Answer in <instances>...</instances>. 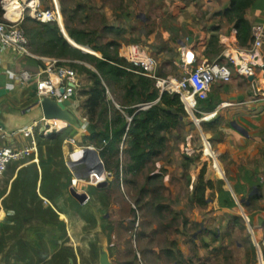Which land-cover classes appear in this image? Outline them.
<instances>
[{"label": "rangeland", "instance_id": "rangeland-1", "mask_svg": "<svg viewBox=\"0 0 264 264\" xmlns=\"http://www.w3.org/2000/svg\"><path fill=\"white\" fill-rule=\"evenodd\" d=\"M6 1L8 0H0L1 20L4 19L9 6ZM17 1L21 6L26 5L24 0ZM36 1L39 3V9H55L57 4L63 17L62 28L66 29L68 24L73 28L92 33L95 40L94 46L105 48L110 45L111 51L118 49L120 56H125V47L140 45L156 59L158 76L165 78L184 75L181 60L183 55L180 52L182 48H178V39H183L184 46L188 44V39L185 34L180 36V31L183 32L184 29L180 18L185 20L193 18L197 25H203L205 22L209 24L211 20L214 21L212 24L223 22L221 16L214 15L213 7L205 10L201 8L202 0ZM189 9L194 13L193 15L185 14ZM32 13V9L24 10L20 21L22 22L27 16L33 18ZM228 29L227 24L225 29L223 27V31L218 29L216 34L227 32ZM209 51L212 52L208 54ZM217 53L221 56L224 53L223 48L218 44L214 47L210 46L190 69L211 65L218 57ZM90 54L101 57L99 52ZM223 57L220 60L226 62ZM73 69L79 74V92L74 101L79 105L77 109L81 110L79 112L82 115L81 118H87L81 107L86 101L83 92L91 86V80L77 68ZM233 82H236L238 87L246 89L249 94H253L250 84L238 74H234L229 83H213L207 92L206 99H201L197 109L204 113L219 105L220 108L214 111L217 112L215 117L208 119L207 115L196 114L195 121L191 111L189 110L190 115L184 108L186 115H183L179 127L166 134L164 150L149 157L138 172H129L128 156L121 152L120 175L110 173L106 179L104 170H94L102 169L103 166L105 169V165L98 164L99 151L85 141L87 129L71 127L61 132L56 141L67 145L72 143V139L77 138V145H79L77 147H84L86 154L85 159L77 162L73 170L67 164L68 158L64 157L61 160L63 166L58 168L57 172V176H60L59 184H62L63 188L65 213H69L66 216L69 218L73 210L71 215L74 219L72 224L64 223L66 239L64 253L59 256L60 264H100L103 256L107 257L111 264H140L136 246L138 242V248L141 247L139 244L141 236L148 240L149 249L151 245L159 248L167 247V239H174L173 242L169 241L174 248L185 249L184 254L181 251L177 253L175 260L179 264H240V261L241 264H257L256 249L249 226L239 215L238 219L234 220L236 223L233 230H229L232 229L231 225L223 229V232L221 231L220 245L213 243L209 247L205 246L201 240V234L198 233L201 230L200 225L197 223L192 224L191 227L188 226V221H191L193 217L215 214L217 211L214 206L215 201L219 199L221 202L220 196L223 197V193L226 198L229 196V200L232 198L244 205L239 196L234 194L230 185L229 188L234 197L229 192L227 195L229 182L226 181L237 172L238 165L246 167L249 156L237 141L231 140L229 146L227 143L228 148L222 145L225 143L223 138L226 136L222 132L221 124L230 121L233 118V110L238 107L223 106L221 95L227 90L223 86ZM111 98L117 100L116 95L110 92L109 99ZM225 102L230 103V99L228 98ZM236 115L239 116L238 113ZM216 118L218 121L215 122ZM198 120L199 125L196 124ZM86 123L87 125L90 123L88 118ZM72 151H76V147ZM80 152L82 153V150ZM80 152L78 155L71 156L78 160ZM89 168L92 169L91 172L99 176V180L106 179L108 184L100 186L97 182L92 183V178L87 177ZM222 168L224 173L223 171L220 173ZM204 169L206 170L205 180L211 181L213 187L206 191L208 200L211 202L206 207L199 208L194 203V191ZM219 178H223V181ZM72 187L86 192L89 200L85 204L78 202L71 195ZM238 209L237 207L236 211ZM216 216L213 215L212 219H216ZM211 222L210 220L209 227L212 228L211 235L216 242L215 223ZM195 233L198 234V242L195 241ZM151 236L152 240H150ZM238 240L241 241L242 247L237 246ZM223 244H228V247H221ZM14 256L20 259V255ZM174 256L170 255L169 260L173 262ZM23 264L28 263L24 260Z\"/></svg>", "mask_w": 264, "mask_h": 264}, {"label": "crops", "instance_id": "crops-1", "mask_svg": "<svg viewBox=\"0 0 264 264\" xmlns=\"http://www.w3.org/2000/svg\"><path fill=\"white\" fill-rule=\"evenodd\" d=\"M219 1V3H216L215 0H202L201 8L205 10L213 7V13L216 15L230 6L229 0ZM186 13L187 15L194 14L191 9ZM246 18L251 25L260 23L264 19V0H255L253 6L246 11ZM180 19L184 24L180 36L182 37V34H185L188 39V44L185 46L183 39H178V48L185 49V53L180 51L183 55V59L181 58L183 66L190 64L193 60L194 63L190 65V68L193 67L201 54L205 53L210 47L212 36H218V46L222 47L223 51L226 44L235 43L239 45L237 31L226 19H223L221 24H212L214 21L211 20L209 24L205 22L203 25H197L193 18ZM227 24L229 25L227 32L216 34L218 29L223 31V27L225 29ZM211 52L209 51L208 54ZM218 55L217 53L216 56ZM222 55L223 53L214 61L224 62V60H220L223 57ZM39 68L40 65L36 60L18 57L12 51L4 49L0 45V127L3 129V132L0 133L1 145L13 148L29 145L31 143L29 138L24 137L21 131L44 117L34 86L23 84L20 79L21 71L26 70L34 74L39 71ZM245 81L249 84V80L245 79ZM223 87L227 89L221 95L223 102L228 98L231 102H250L252 98V94H249L246 89L238 87L236 82ZM196 104L198 107V101H196ZM218 106L214 111L220 108ZM231 106L238 108L233 110V118L230 121L221 124L222 132L226 136L223 138L225 143L222 145L228 148L231 140L237 141L241 144L242 149L247 151L249 162L246 167L238 165L237 172L234 175L232 174L233 177L230 180L227 178L228 181L226 182L229 183L227 185L228 190H226L227 195L232 193L233 197L234 194L239 196L244 205L237 203L232 198L229 200V196L226 198L223 193V197L220 196L221 202H219V199L217 202L215 201L214 206L217 209L215 214L193 217L191 221H188L189 227L197 223L200 225L201 230L198 233L201 234V240L207 247L213 243L214 245L220 243L219 241L222 240L221 231L223 232L226 227L232 225V229L229 230H233L236 223L234 220L238 219V215L244 221L245 219L251 220L252 225L258 228L255 233L264 237V102L233 104ZM74 107V111L82 117L79 113L81 110L78 111L77 109L79 105ZM190 111L191 116L196 121V115L192 110ZM209 115L211 114H208L207 118L212 119L216 114H212L213 116L210 118ZM214 121L216 122L218 119L216 118ZM196 124L199 125V120ZM236 126L240 127L241 131ZM37 127L39 128L33 134V139L36 142L33 157L27 161L26 165H17L16 168H13L14 170L9 168L5 173L0 174V264H23L24 260L28 264H47L49 262L60 264L59 256L64 253V240L66 239L63 232L64 223H74L71 215L72 209L69 218L66 216L69 213H65L63 188L62 184H59L58 177L60 176H57V172L58 168L63 166L61 160L64 157L68 158L67 164L73 170L78 162L71 156L73 155V148L76 147L74 155H78L80 150H85V148L77 147L79 146L77 145V138H75L74 146L73 143L66 145L63 142L56 141L61 132L55 131L53 135L49 133L45 135L40 126ZM247 156L246 159H248ZM94 170L101 171L103 168ZM222 171L225 172L223 168L220 173ZM24 172L25 178L23 179ZM219 179L223 181V178ZM229 185L232 187L234 194ZM206 194L207 192L205 193L206 205L198 206L194 201L199 208L206 207L211 202ZM237 207L239 208L238 211H236ZM213 215H217L214 220L212 219ZM210 220L211 223L213 221L215 223L216 232H214V237L217 240L216 242L213 241L211 235ZM197 236L198 234L195 233L196 242H198ZM140 238L141 243L139 244H141V247L138 248V242L136 246L140 264H179L175 260L177 253L181 251L184 254L185 249L181 247L174 248V245L171 242L169 243V241H175L174 239H167V247L159 248L151 245L149 249L148 240L142 236ZM150 240H152V236ZM227 245L223 244L221 247H228ZM237 246L242 247L241 241H237ZM14 255H20V259ZM170 255H175V261L169 260Z\"/></svg>", "mask_w": 264, "mask_h": 264}, {"label": "trees", "instance_id": "trees-1", "mask_svg": "<svg viewBox=\"0 0 264 264\" xmlns=\"http://www.w3.org/2000/svg\"><path fill=\"white\" fill-rule=\"evenodd\" d=\"M229 2L230 6L216 15L226 19L237 31L240 47L250 48L254 42L253 25L247 20L246 11L253 6L255 0ZM20 27L25 32L34 54L41 57L69 58V65L91 80V86L83 92L86 101L82 108L90 122L85 141L99 151L105 165L106 179L110 173L120 175L121 152L128 156L129 172H138L149 157L164 150L166 134L178 128L183 115H186L177 96L161 94L155 80L135 73L138 67L120 56L118 49L111 51L110 45L105 48L94 46L95 40L90 32L66 25L67 37L76 48L67 41L57 23H41L27 16L20 23ZM218 42V36H212L210 46H217ZM91 47L101 53V57L90 54H97ZM110 92L116 95L117 100L109 99ZM201 99L206 98H199L198 104ZM145 104L152 105L141 109ZM217 106L207 112L214 111ZM198 115L200 116L199 113ZM16 166H11L10 169L14 170ZM205 173L204 169L194 191V201L198 206L206 205V190L213 187L211 181H205ZM63 232L66 233L65 230Z\"/></svg>", "mask_w": 264, "mask_h": 264}, {"label": "built area", "instance_id": "built-area-1", "mask_svg": "<svg viewBox=\"0 0 264 264\" xmlns=\"http://www.w3.org/2000/svg\"><path fill=\"white\" fill-rule=\"evenodd\" d=\"M23 12L26 9H32V17L41 23H57L60 27L63 24V17L60 8L56 4L55 9H39V3L35 7L23 6ZM21 20V19H20ZM12 22L6 14L4 19L0 20V45L4 49L12 51L18 57H25L36 60L39 65V71L31 73L29 71H21L20 79L23 84L34 86L38 102L42 98H50L56 101H64L69 99L72 102V108L75 110L76 100L79 92V74L73 69L69 63L71 60L59 59L53 57H41L34 54L29 46V40L20 27L21 21ZM254 42L250 48H242L238 44H226L223 53L226 62L216 61L208 66H198L195 69H190V64H185L184 75L181 77H161L158 76V63L154 57L140 45H130L125 47L124 53L128 61L138 67L135 73L145 75L156 82V87L161 94L168 93L177 96L185 110L189 112V100L194 98L198 101L199 98H205L207 92L213 83H229L232 81L234 74L248 80L250 76H254L249 84L252 88V98L250 102H223L222 105H238L247 103L264 102V19L252 28ZM246 66L243 67V64ZM43 63V64H41ZM152 104H145L141 109L149 108ZM193 113L205 114L197 109V104L191 106ZM213 113V112H212ZM191 115V114H190ZM81 118V117H80ZM84 122L83 130L87 129V118H81ZM40 126L45 135L52 132H62L73 127L67 121L62 119H46L43 117L38 122L28 128H24L21 133L24 137L29 138L30 144L27 146L13 148L0 144V174L5 173L11 166L26 165L34 155V146L36 145L33 139V134ZM36 128V129H35ZM3 132L0 127V133ZM76 140L72 139L75 144ZM85 155V150H83ZM75 151H73L74 155ZM85 157L78 160L83 161ZM85 164V162L83 163ZM93 175L91 172L90 176ZM92 178V177H91ZM249 226L252 241L256 249L257 264H264V237L258 236L255 231L258 229L252 225L251 220H246Z\"/></svg>", "mask_w": 264, "mask_h": 264}, {"label": "water", "instance_id": "water-1", "mask_svg": "<svg viewBox=\"0 0 264 264\" xmlns=\"http://www.w3.org/2000/svg\"><path fill=\"white\" fill-rule=\"evenodd\" d=\"M61 30H62L64 37L72 45L69 38L67 37L68 33H67L66 29H63L61 27ZM90 68L92 69V67H90ZM253 79H254V76H250L248 78L249 81H252ZM39 103L42 106L44 117L46 119H62V120L67 121V123L71 124L76 129H82L83 128L84 122H83V120H81L80 116L73 110L72 102L69 99H66L64 101H56V100H52L50 98H42ZM236 128L241 131L240 127L236 126ZM53 133L54 132L50 131L49 134L53 135ZM85 154H86V150H85ZM97 162L99 165L103 166V162H102L99 154L97 155ZM103 170H105L104 166H103ZM91 171H92V169L89 168L87 177H92L93 182H97V184L100 186H106L108 184L107 180H103V181L99 180L97 174H93L92 176H90ZM70 192H71V195L81 204H85L89 200V195L86 192H81L75 187H72L70 189ZM100 264H111V262L107 259V257L103 256L101 258Z\"/></svg>", "mask_w": 264, "mask_h": 264}, {"label": "bare ground", "instance_id": "bare-ground-1", "mask_svg": "<svg viewBox=\"0 0 264 264\" xmlns=\"http://www.w3.org/2000/svg\"><path fill=\"white\" fill-rule=\"evenodd\" d=\"M12 2V3H11ZM24 2H25V4L27 5V7H35L36 6V4H38V3H36L37 1L36 0H24ZM6 3L9 5L8 6V8H7V12H6V17L10 20V21H12V22H18L21 18H22V15L20 16V14H21V12H23V6H21L20 5V3L17 1V0H8V1H6ZM10 3V4H9ZM71 38V37H70ZM72 39V38H71ZM74 46V45H73ZM76 47V46H75ZM84 51V50H83ZM86 52V51H85ZM181 52L182 53H185V49L184 48H182L181 49ZM87 53H89V52H87ZM241 64H243V67H245L246 66V63H241ZM194 101H195V99L194 98H191L190 100H189V109L188 110H191L192 109V107L191 106H194ZM209 114H211V115H209V118L210 117H212L214 114H216L215 112H213V113H209ZM213 114V115H212ZM208 115V114H207ZM78 152V151H77ZM83 157H85V155L83 154V151H82V153H81V155H80V157L78 158V160L79 159H81V158H83ZM94 174V173H93ZM98 179H99V177H98ZM92 183H93V181H92Z\"/></svg>", "mask_w": 264, "mask_h": 264}, {"label": "flooded vegetation", "instance_id": "flooded-vegetation-1", "mask_svg": "<svg viewBox=\"0 0 264 264\" xmlns=\"http://www.w3.org/2000/svg\"><path fill=\"white\" fill-rule=\"evenodd\" d=\"M83 192V191H82Z\"/></svg>", "mask_w": 264, "mask_h": 264}]
</instances>
